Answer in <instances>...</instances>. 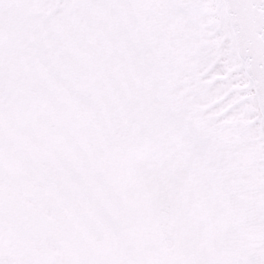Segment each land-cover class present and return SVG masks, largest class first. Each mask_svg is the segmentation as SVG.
Wrapping results in <instances>:
<instances>
[{
	"label": "snow or ice",
	"instance_id": "snow-or-ice-1",
	"mask_svg": "<svg viewBox=\"0 0 264 264\" xmlns=\"http://www.w3.org/2000/svg\"><path fill=\"white\" fill-rule=\"evenodd\" d=\"M0 264H264V0H0Z\"/></svg>",
	"mask_w": 264,
	"mask_h": 264
}]
</instances>
